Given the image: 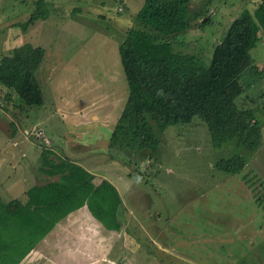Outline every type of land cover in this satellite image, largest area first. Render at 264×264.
<instances>
[{"label": "rangeland", "instance_id": "obj_1", "mask_svg": "<svg viewBox=\"0 0 264 264\" xmlns=\"http://www.w3.org/2000/svg\"><path fill=\"white\" fill-rule=\"evenodd\" d=\"M35 1L0 0V57L24 43L45 51L37 70L44 103L19 106L14 94L9 100L0 99L6 110L0 109V117L10 123L6 131L0 130V184L1 189L16 191L1 198H18L17 190L25 184L21 180L28 185L35 181L32 170L41 163L39 151L48 148L47 138L56 151L66 154L71 146L68 154L73 157L83 133L82 143L89 141L90 152L97 151L93 160L123 200L122 227L119 234L105 236L106 251L98 253H105L107 260L101 264H111V259L115 264H264V224L257 222L254 227L253 220L241 224L248 220V210L255 221L264 222V180L241 174L230 178L225 189L220 184L229 175L212 166L221 157L239 153L249 159L253 153L231 142L213 149L206 124L198 118L164 130L156 163L146 154L132 156L133 149L105 142L128 93L118 47L129 29L139 27L135 15L143 0H45L47 18L23 29L18 24L27 21ZM261 1L191 0V27L173 36L174 51L196 55L209 65L213 48L231 21L245 9L253 12ZM250 54L256 71L264 73V33ZM250 78L241 77L245 87L236 103L242 109L254 108L264 126V76ZM241 191L244 196L238 198ZM235 222L240 229H234ZM165 229L167 234L161 235ZM88 232L93 236L92 227L71 230L83 245ZM39 235V227L29 225L24 216L4 220L0 264H15ZM86 252L81 253L83 264H87ZM41 259L42 264H52L50 257Z\"/></svg>", "mask_w": 264, "mask_h": 264}, {"label": "trees", "instance_id": "obj_2", "mask_svg": "<svg viewBox=\"0 0 264 264\" xmlns=\"http://www.w3.org/2000/svg\"><path fill=\"white\" fill-rule=\"evenodd\" d=\"M190 1L143 0L137 11L139 27L129 29L118 47L128 93L110 136L111 147L133 149L156 163L164 130L191 124L195 118L206 124L215 150L231 142L234 147L255 151L264 143V128L255 109H242L236 103L245 87L241 77L248 74L254 81L264 76L263 71H256L250 54L264 33V0L253 12L245 9L231 21L207 66L198 56L173 49V36L191 27ZM45 3L36 0L27 21L18 25L26 29L46 19ZM44 53L41 46L24 43L1 56L0 86L9 90L5 100L14 94L20 99L19 106L44 103L36 75ZM51 156L50 150H41L40 171L58 179L26 190L24 203L18 198L8 202L0 198V224L9 217L17 221L24 216L44 236L56 221L86 205L106 229L119 231L124 213L115 186L105 179L94 183V174L79 163L69 158L56 161ZM212 166L230 176L240 173L246 160L237 153L216 159Z\"/></svg>", "mask_w": 264, "mask_h": 264}, {"label": "crops", "instance_id": "obj_3", "mask_svg": "<svg viewBox=\"0 0 264 264\" xmlns=\"http://www.w3.org/2000/svg\"><path fill=\"white\" fill-rule=\"evenodd\" d=\"M36 75H37V71H36ZM37 78H38V76H37ZM5 89H6L5 87L0 86V99H1V101L2 100L4 101L5 96L8 94L7 89H6L7 94H5V91H4ZM16 98H18V97L16 96ZM19 103H20V101H19ZM124 103H125V100H124ZM124 103H123V106H124ZM2 106H3V103L0 105V107H1L0 109H1V111L3 110L5 112L6 111L5 108H2ZM123 106H122V108H123ZM122 108H121L119 114L116 115L115 120H113L114 122L112 125H115V123H116V121H117V119H118V117L122 111ZM93 111H95V110H93ZM111 114H112V112L110 111L109 119L111 118ZM92 117H94L93 119H98V117L96 115L92 114ZM9 126H10L9 121H5L3 119V117H0V130L6 131L7 127H9ZM112 130H110L107 133L108 142H107V140L105 141L106 143H108L109 146L111 145L110 136H111ZM39 131H41L42 135L44 136L43 131L42 130H39ZM97 134L100 135V132ZM95 136H97V135H95ZM78 137L80 138L81 143H76L75 147L79 146V148L76 150L77 152H74L73 157H71L68 154L69 153L68 150L71 146L66 149V154H65L64 151L62 152V150L60 152V151H56L54 148H50L51 142L47 138L46 141L48 142V148H46V149H48L52 152L51 158L56 160V161L60 158H69L70 160L79 163L86 170H88L89 172L94 174V176H95V178L93 180L94 183H98L103 179L108 180L110 183H112L109 176L101 173V169L98 167V164H99L98 161L93 160L97 157L96 156L97 151H94V153L90 152L92 150L88 145H86L89 142V141H87V139H86L87 142L82 143V140H85L83 133L81 135H79ZM78 137H74V138L78 139ZM11 138H13V137H11ZM94 141L98 142L97 139ZM41 150L39 151L40 157H41V153H40ZM79 151L84 153V155L80 154ZM99 153H102L103 154L102 156H106L104 154L105 152H103L102 150ZM247 153H249V154L253 153L254 154L253 158H250V157H249V159L247 157L245 158V160H246V166L245 167H247L248 169L246 170V168H245L240 173H237L235 175H230V176H228V179H225L224 181H222V183L220 185L225 187V189H228L229 182L232 181V180H230V178L233 179L235 176L241 175V174H242V178H243V175L248 174L247 177L253 176L256 179L259 178L261 180H264V143L257 150L247 151ZM130 155L137 156V155H139V153L137 151H133L132 153H130ZM88 165H90V166H88ZM40 166H41V163H40V165L38 164L34 170H32V171H34V175H35L34 176L35 181L32 184L28 185V183L25 181V179H22V180L20 179L21 181H23L25 183L23 186H21L19 188V190H17L20 193L18 199H20L21 202H23V203L26 200V194H25L26 190H28L29 188H31L33 186L42 185L47 181H52V180L58 179V176H49L46 173L41 172ZM26 171H28V169H26L25 172ZM25 172L22 174L24 175ZM31 173H33V172H31ZM31 173L27 172V174H25V175H30ZM263 184H264V181H263ZM1 185L2 184H0V198L2 196L3 197H10V196L16 195V193H15L16 191L13 190L11 187L10 188L5 187L4 189H1ZM22 187H24V188H22ZM115 188H116V186H115ZM117 191H118V189H117ZM227 191H229V190H227ZM236 194L239 195L238 198L244 196L242 191L238 192ZM15 198H12V199H15ZM12 199H10V200H12ZM4 202H8V201H4ZM122 203H123V200H122ZM247 210H248V208H247ZM246 215H249L248 220L242 222L241 224L245 225V224L249 223V221H251V220H253L252 224L254 227H255L257 222H260L259 223L260 226L264 224V222H262V221H255L253 219V216L249 212V210H248ZM216 223H218V221H216ZM221 223H224V222H221ZM239 225H240L239 222L238 223L235 222L234 229H240V228H238ZM74 226H77L79 228L85 227L87 229H89V228L91 229V227H92V230L94 231L93 236H88V234H89V232H88L87 233V236H88L87 240L85 241V243L83 245V241L81 239H79V237H77L78 235L76 236L73 233H71V230L74 229ZM89 226H91V227H89ZM247 231L251 232V230H249V229H247ZM100 232H101V236L99 235ZM119 232H120V230L116 231V230L106 229L96 218H94L91 215L87 206L82 205L81 207L69 212L66 216H64L60 220L56 221L54 226H52V228L44 236H42V234H40L39 238H37V240H35V242L30 246L29 250H27L28 252H26V254L23 256V258H21V260H19V262L17 264H42L43 259H41V256H47V257L52 258V262H51L52 264L58 263V261H59V264H83V260L81 259V255H82L81 253L86 252V251H87L86 255H84V256L87 257V264H101V262L107 260V259H105V253H103V252H101L100 254L98 253V251H106L105 236L116 235V234H119ZM166 232H168L167 229L163 230L161 235L167 234ZM246 237H248V241H249L250 240L249 236H246ZM112 240H115V238H113ZM112 244H114V241H112ZM80 251H82V252H80ZM65 253H66V256L63 257V255H65ZM59 259H62V260H59ZM111 260H113V259H111ZM111 260L109 261V263L115 264V263L111 262Z\"/></svg>", "mask_w": 264, "mask_h": 264}]
</instances>
